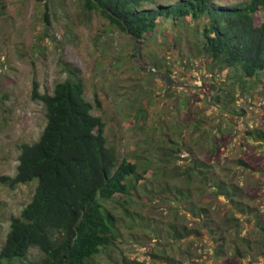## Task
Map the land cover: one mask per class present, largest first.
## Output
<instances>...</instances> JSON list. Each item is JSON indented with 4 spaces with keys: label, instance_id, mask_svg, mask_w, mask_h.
I'll list each match as a JSON object with an SVG mask.
<instances>
[{
    "label": "rangeland",
    "instance_id": "obj_1",
    "mask_svg": "<svg viewBox=\"0 0 264 264\" xmlns=\"http://www.w3.org/2000/svg\"><path fill=\"white\" fill-rule=\"evenodd\" d=\"M256 19L264 21V10ZM183 32L182 39L176 40L175 26L166 22L145 39H134L110 25L98 11L84 8L79 0H0V177L16 175L20 145L37 141L46 126L45 105L32 98L33 82H38L40 92L52 93L55 84L68 76L62 61L81 70L86 99L105 122L108 144L120 159L151 167L138 184L137 194L127 196L128 201L120 199L128 212L120 207L114 210L119 251L102 254L96 264H117L123 257L145 264H170L168 254L184 259L179 249L169 248V223L193 227L196 218L167 190L177 183L170 173L158 170L169 138L186 145L175 153L174 163L187 165L202 159L217 175L233 179L245 194L254 195L252 205L264 211V145L246 136L250 129L264 131V98L249 93L244 97L225 71L215 74L216 84L225 93L213 105L218 91L208 60L191 50L188 38L192 33ZM154 63L159 68L152 69ZM258 85L264 87V77ZM229 93L236 98L232 100ZM225 103L230 112L221 114L218 106ZM212 133L218 137L219 152L210 150ZM36 182L10 187L0 179V249L11 216L19 215L30 202ZM190 190L191 199L200 202L195 183ZM202 238L208 239V234L191 247L195 263L219 264ZM184 264L193 262L185 260ZM237 264L264 261L249 257Z\"/></svg>",
    "mask_w": 264,
    "mask_h": 264
},
{
    "label": "trees",
    "instance_id": "obj_2",
    "mask_svg": "<svg viewBox=\"0 0 264 264\" xmlns=\"http://www.w3.org/2000/svg\"><path fill=\"white\" fill-rule=\"evenodd\" d=\"M79 1L134 39H145L166 22L175 26L176 40L189 30L191 50L207 58L212 71L211 80L218 91L213 105L219 104L220 95L225 93L216 84L215 74L225 71L244 97L250 94L264 98V87L258 85L264 77V21L258 23L256 19L264 10V0ZM62 63L68 76L55 84L52 93L40 92L38 82H33L32 98L44 103L46 126L37 141L20 145L16 175L0 177L10 187L37 181L30 202L10 218L0 264H96L102 254L119 251L114 210L120 207L128 212L120 199L128 201L127 196L137 194L138 184L151 168L142 161L120 159L108 144L105 122L93 113V105L86 99L81 70L70 62ZM159 66L154 63L152 69ZM255 88L259 91L254 94ZM229 97L236 98L233 93ZM223 105L218 106L220 113L230 112L226 103ZM246 136L264 145L263 130L250 129ZM217 138L214 133L209 136L213 153L219 152ZM167 142L160 158L163 166L158 170L170 173L177 183L167 190L196 218L193 227L178 221L169 223V248L179 249L184 257L177 260L168 254L165 257L169 263L184 264L187 260L196 264L191 247L205 234L208 239L202 241L210 246L219 264H237L249 257H262L264 261V211L252 205L255 196L245 194L233 179L217 175L202 159L195 158L187 165L174 163L175 153L182 152L186 145L172 138ZM191 183H195L201 205L191 199ZM117 264L145 263L123 257Z\"/></svg>",
    "mask_w": 264,
    "mask_h": 264
}]
</instances>
